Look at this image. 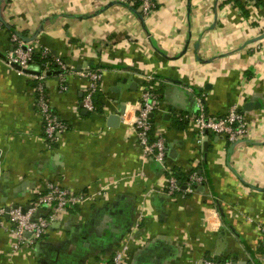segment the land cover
Masks as SVG:
<instances>
[{"label": "crops", "instance_id": "1", "mask_svg": "<svg viewBox=\"0 0 264 264\" xmlns=\"http://www.w3.org/2000/svg\"><path fill=\"white\" fill-rule=\"evenodd\" d=\"M1 9L0 204L28 209L47 183L85 201L18 250L5 217L0 264H111L124 246V264H264L262 3L157 0L147 18L115 0H3ZM10 32L32 44L37 59L46 49L68 68L65 90L55 63L45 70L49 104L67 126L51 149L34 98L32 76L43 69L35 62L18 74L5 65ZM90 70L102 71L93 113L81 104L88 87L81 74ZM147 85L159 94L150 120L165 138V169L143 160L132 128ZM198 97L210 116L237 104L247 139L200 137L177 117ZM121 109L113 127L109 117ZM175 171H196L204 182L192 194L179 182L180 193L167 196Z\"/></svg>", "mask_w": 264, "mask_h": 264}, {"label": "built area", "instance_id": "2", "mask_svg": "<svg viewBox=\"0 0 264 264\" xmlns=\"http://www.w3.org/2000/svg\"><path fill=\"white\" fill-rule=\"evenodd\" d=\"M116 3L125 6H137L143 18L149 17L156 9L157 0H115ZM237 3L252 4L260 2L264 5V0H231ZM3 0H0V32L5 31V25L1 21V7ZM8 28V26H7ZM9 41L12 46L11 52L5 57V65L11 68L19 67L18 74H23L24 70H28L35 63L34 46L24 43L20 37L10 32ZM44 62L39 65L43 69L42 72L32 76L35 81L34 98L35 105L40 116L43 126V139L48 149H51L58 141L60 135L67 130L66 124L59 121L57 116L51 109L49 104L46 85L45 70L50 64L55 65L61 71L60 87L65 90V79L68 73L66 64L60 59L49 57L48 50L41 53ZM81 77L88 81V87L82 99V108L89 113L96 111L94 99L100 92V83L102 78L101 70H90L81 74ZM153 77H145L146 83L154 81ZM150 86V85H147ZM192 92V89H189ZM195 108L184 115L177 114L180 119L188 120L194 124L198 134L202 137L206 132L216 135L225 136L229 144L241 143L247 139L249 131V121L237 104L232 105L227 112L220 117L210 116L205 113L202 100L198 97L195 100ZM159 94L155 87H145L137 103V114L133 120L132 128L137 136L143 160L154 161L159 168L165 169L166 148L165 138L161 134L154 135V125L150 120V116L158 110ZM204 178L196 171L192 172L185 183L184 194H192L198 185L203 184ZM180 183L174 176H170L167 180L166 195L171 196L180 193ZM84 197L74 194L66 189L60 188L54 183H47L45 192L40 195L37 201L25 211L22 208H6L0 204V226L4 224V218L8 219L11 224V234L14 239L13 250H18L22 245H31L39 240L47 231L56 224L60 216L68 209L74 208L84 202ZM38 210H48V214L34 219V215ZM264 235V229L262 231ZM28 234V236H26ZM264 248V243H263ZM126 247L121 252H116L112 258L111 264H124V256ZM196 264H232L229 261L217 262L212 260H201Z\"/></svg>", "mask_w": 264, "mask_h": 264}, {"label": "water", "instance_id": "3", "mask_svg": "<svg viewBox=\"0 0 264 264\" xmlns=\"http://www.w3.org/2000/svg\"><path fill=\"white\" fill-rule=\"evenodd\" d=\"M1 21H2V23H4L2 18H1ZM261 38H264V36H262ZM14 68L19 70V67H17V66H15ZM24 73H30V72L28 70H24ZM122 114H123V109H121L119 114H115V115H112L109 117V120L113 122V127H116L120 123V115H122ZM236 144H238V143H235L234 145H236ZM22 210L25 211L26 208H22ZM47 213L48 212L45 210H38V212L34 215L33 220L37 219L40 216L47 215ZM26 236H28V234H26Z\"/></svg>", "mask_w": 264, "mask_h": 264}, {"label": "trees", "instance_id": "4", "mask_svg": "<svg viewBox=\"0 0 264 264\" xmlns=\"http://www.w3.org/2000/svg\"><path fill=\"white\" fill-rule=\"evenodd\" d=\"M238 4H241V3H238ZM34 60L36 61V63H39V64L44 62V60L42 61L40 59H37V57L35 56H34ZM173 176L177 179L178 182H181V183H185L189 177V175L184 176V175L178 174L177 172L174 173Z\"/></svg>", "mask_w": 264, "mask_h": 264}]
</instances>
